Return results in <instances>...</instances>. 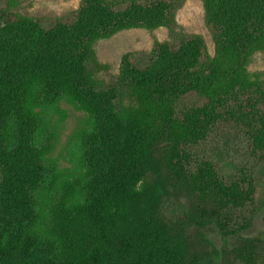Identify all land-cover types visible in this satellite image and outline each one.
<instances>
[{
  "label": "trees",
  "instance_id": "obj_1",
  "mask_svg": "<svg viewBox=\"0 0 264 264\" xmlns=\"http://www.w3.org/2000/svg\"><path fill=\"white\" fill-rule=\"evenodd\" d=\"M204 1L215 56L185 38L146 64L124 58L108 84L92 67L97 38L159 25L172 2L88 0L50 22L0 0V264H264V220L250 235L264 183L203 149L232 127L264 171V72L249 71L264 55V0ZM64 97L89 115L85 172L46 213L39 110Z\"/></svg>",
  "mask_w": 264,
  "mask_h": 264
},
{
  "label": "rangeland",
  "instance_id": "obj_2",
  "mask_svg": "<svg viewBox=\"0 0 264 264\" xmlns=\"http://www.w3.org/2000/svg\"><path fill=\"white\" fill-rule=\"evenodd\" d=\"M88 0H15L23 12L39 20L53 22L74 15ZM107 3L124 4L132 0H103ZM141 2L150 0H139ZM173 4V12L167 20L154 27H128L102 34L93 45V69L100 68L99 77L105 83L116 82L124 58L138 63L150 61L155 50L165 44L172 46L182 39L200 36L207 43L211 56H215V38L207 20V6L204 0H166ZM249 71L254 75L264 72V55H256ZM67 97L54 104L43 103L41 129L36 134L38 146L49 141L52 149L48 154L50 174L38 193L39 202L49 212L59 202L65 185L69 186L81 179L85 172L80 151L79 136L90 129L89 115L68 103ZM232 127L219 128L203 146L206 155L220 164L224 172L233 176L243 170L251 171L258 184L264 183V171L260 161H256L246 141L240 136L228 133ZM220 131V132H219ZM56 177L53 181V178ZM56 181V182H55ZM259 186V185H258ZM264 210H260L253 220L250 235H256L263 224Z\"/></svg>",
  "mask_w": 264,
  "mask_h": 264
}]
</instances>
